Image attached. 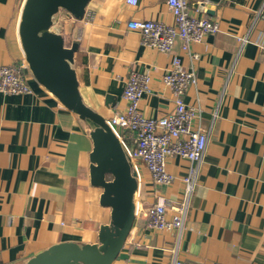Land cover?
<instances>
[{
    "label": "crops",
    "instance_id": "0c3cea01",
    "mask_svg": "<svg viewBox=\"0 0 264 264\" xmlns=\"http://www.w3.org/2000/svg\"><path fill=\"white\" fill-rule=\"evenodd\" d=\"M24 1L0 0V65L25 60L18 31ZM198 1H190L193 13ZM204 12L218 31L192 45L197 59L183 51L179 38L166 53L129 28L131 19L174 23L167 0H91L83 19L66 12L59 19L67 40H79L75 68L88 106L106 118L124 110L126 80L138 70L152 76L142 114H168L175 96L163 76L178 57L197 77L185 101L202 110V124L210 128L181 232L149 228L147 214L160 195L180 198L182 178L195 164L169 157L175 180L158 185L139 160L137 214L113 264H172L176 256L192 264H264V0H211ZM243 35L248 40L240 49ZM26 72L31 93L0 91L2 264H25L62 241L98 242L100 226L111 219V209L100 204L102 189L91 184L95 125Z\"/></svg>",
    "mask_w": 264,
    "mask_h": 264
},
{
    "label": "built area",
    "instance_id": "2783aa9c",
    "mask_svg": "<svg viewBox=\"0 0 264 264\" xmlns=\"http://www.w3.org/2000/svg\"><path fill=\"white\" fill-rule=\"evenodd\" d=\"M190 1L167 0L174 23L154 19H131L128 26L140 32L145 44L166 53L172 51L176 39L179 38L183 51L197 59L199 55L192 49V45L202 42L208 34L217 32L218 25L204 12L211 0H199L198 13H193ZM128 2L136 4L137 0ZM247 40L246 35L238 36L240 49ZM27 69L25 60L21 63L0 65V91L9 94L31 93ZM163 81L170 86L175 96V108L171 112L158 118L142 114L140 101L151 90L152 76L147 71L133 70L126 80L123 92L126 108L107 118V121L126 146L139 178V160L145 163L158 185H168L175 180L174 174L167 168L169 157L180 156L195 164L182 178L184 186L180 198L173 200L166 195H160L147 214L149 228L181 232L186 224L199 165L207 154L210 128H205L202 124V110L188 105L185 101L188 88L197 81L195 70L183 67L180 58L175 57L171 68L165 72ZM172 264L192 263L176 256Z\"/></svg>",
    "mask_w": 264,
    "mask_h": 264
},
{
    "label": "water",
    "instance_id": "95a60500",
    "mask_svg": "<svg viewBox=\"0 0 264 264\" xmlns=\"http://www.w3.org/2000/svg\"><path fill=\"white\" fill-rule=\"evenodd\" d=\"M90 1L25 0L18 31L25 60L35 79L83 122L95 125L91 129V184L102 189L100 204L111 209V219L100 226L98 242H58L25 264H113L137 214L140 182L129 152L107 118L82 98L75 68L79 40L67 45L65 34L53 28L61 10L69 17L83 19Z\"/></svg>",
    "mask_w": 264,
    "mask_h": 264
},
{
    "label": "rangeland",
    "instance_id": "374dc122",
    "mask_svg": "<svg viewBox=\"0 0 264 264\" xmlns=\"http://www.w3.org/2000/svg\"><path fill=\"white\" fill-rule=\"evenodd\" d=\"M64 13H65V11L64 10H61L58 14H57V18H58V20H57V24L56 25H54V29H56V30H60V28H59V19H61V18H63V16H64ZM72 18V17H71ZM66 37V36H65ZM66 43H67V45H70L71 43H72V40L70 39V40H67V38H66Z\"/></svg>",
    "mask_w": 264,
    "mask_h": 264
}]
</instances>
